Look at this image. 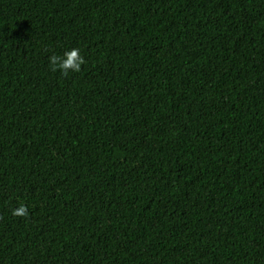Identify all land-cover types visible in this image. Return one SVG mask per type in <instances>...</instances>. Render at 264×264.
Here are the masks:
<instances>
[{
  "label": "trees",
  "instance_id": "trees-1",
  "mask_svg": "<svg viewBox=\"0 0 264 264\" xmlns=\"http://www.w3.org/2000/svg\"><path fill=\"white\" fill-rule=\"evenodd\" d=\"M0 264H264V0H0Z\"/></svg>",
  "mask_w": 264,
  "mask_h": 264
},
{
  "label": "clouds",
  "instance_id": "clouds-1",
  "mask_svg": "<svg viewBox=\"0 0 264 264\" xmlns=\"http://www.w3.org/2000/svg\"><path fill=\"white\" fill-rule=\"evenodd\" d=\"M83 63L84 60L79 53V49H72L71 51L65 52L63 57L55 55L50 57V65L53 71H60L64 75H67L70 70L73 72L80 71ZM14 214L23 215L25 214V209L20 208Z\"/></svg>",
  "mask_w": 264,
  "mask_h": 264
}]
</instances>
